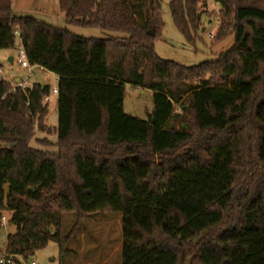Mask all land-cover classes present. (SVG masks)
I'll list each match as a JSON object with an SVG mask.
<instances>
[{"label":"trees","instance_id":"16d2710c","mask_svg":"<svg viewBox=\"0 0 264 264\" xmlns=\"http://www.w3.org/2000/svg\"><path fill=\"white\" fill-rule=\"evenodd\" d=\"M215 41L232 46L193 66L159 57V0H57L85 38L0 0V50L17 30L52 87L10 92L0 79V219L4 252L29 260L50 241L60 258L89 213H117L121 264H264V0H214ZM188 44L203 31L198 0H168ZM151 92L146 119L123 112L125 87ZM35 131L55 135L51 143ZM52 145L54 151L32 147ZM64 213L75 221L60 232ZM0 223V230H2Z\"/></svg>","mask_w":264,"mask_h":264},{"label":"rangeland","instance_id":"374dc122","mask_svg":"<svg viewBox=\"0 0 264 264\" xmlns=\"http://www.w3.org/2000/svg\"><path fill=\"white\" fill-rule=\"evenodd\" d=\"M159 1L161 4V18L164 24L161 36L154 43L155 52L159 57L184 66H193L204 61L215 60L220 53H224L232 46V36L222 41H215V35L219 26L218 13L220 7L214 0H198V8L202 12L201 22L203 31L198 32L195 44H188L174 26L168 8V0ZM10 2L11 8L16 13H33V15H36L31 10L36 0H10ZM54 8L56 13L60 12L56 4ZM42 19L51 21L55 26L64 27L72 34L85 38H104L109 35H116L98 28L67 26L64 24L63 19L58 18V16L54 18L43 16ZM206 32H212L214 38L212 40L207 39ZM11 52L13 51L11 50ZM4 54H6L5 50H0L1 71L3 75L9 77ZM32 72L33 74L29 78L30 83L39 82L41 84H48L51 87L55 86L54 75L51 72L41 71L38 66H35ZM19 74L23 76V70H20ZM151 109L152 98L149 90L131 86L125 87L124 113L140 119H146ZM56 121V99L50 96L48 98V113L44 122L47 126L52 127L56 125ZM44 136L45 134L38 131L34 133V138L37 139H41ZM46 136L51 143L55 141V135ZM0 145L2 144L0 143ZM30 145L48 151L55 150V147L52 145L42 146L36 141H32ZM74 221L75 215L73 213L63 214L60 224L62 235L69 233ZM12 230L13 228L8 225L0 230V252L4 250L6 234ZM120 243L121 226L119 214L107 212L89 213L81 220L80 226L71 235L66 244L68 251L62 258L58 255L57 243L50 241L45 248L36 251L29 261L33 262V264H121Z\"/></svg>","mask_w":264,"mask_h":264},{"label":"built area","instance_id":"2783aa9c","mask_svg":"<svg viewBox=\"0 0 264 264\" xmlns=\"http://www.w3.org/2000/svg\"><path fill=\"white\" fill-rule=\"evenodd\" d=\"M14 37H15V50L16 55L14 58L15 63L23 70L24 75L17 80H11L9 82L10 84V92H15L16 89H26L28 88L31 83L29 82V78L33 74L32 70L36 65H32L28 62L24 49L22 47L19 33L17 30L14 31ZM206 38L209 40H212L214 38V34L212 32H206ZM39 69H43L41 66H38ZM0 79L3 80L4 76L2 74L1 68H0ZM56 86L52 87V94L56 95ZM0 96V100H1ZM7 218L5 216H2L0 219V223L2 225V228H5L7 225ZM0 264H33V262L29 260L23 259L21 256L18 255H9L4 252H0Z\"/></svg>","mask_w":264,"mask_h":264},{"label":"crops","instance_id":"0c3cea01","mask_svg":"<svg viewBox=\"0 0 264 264\" xmlns=\"http://www.w3.org/2000/svg\"><path fill=\"white\" fill-rule=\"evenodd\" d=\"M35 3H33L32 7H31V10L36 15H33V13H31V14H28V13H23V14L16 13L15 11H13L12 8H11V11L15 15H30V16L38 19V20L45 21V22H47V23H49L51 25H54V23L51 22V21H46L45 19H42V17L45 16L46 18H54L55 16H58V18H61L64 21V12L59 8L57 0H36ZM55 4L57 5L58 10L60 11L58 13L55 12V8H54ZM39 16H41V17H39ZM64 24H65V22H64ZM67 26H70V25H67ZM56 27H58V26H56ZM62 28H64V27H62ZM12 51L13 52H11V50H5L6 54H4V58L6 59V63H7V66H8L6 68V70H7V74H9V77H6L5 75H3V76H4V79L7 80L8 82H10L11 80H17L18 78L22 77L19 74V71L22 70V69L14 61V58H15V55H16V50L14 49ZM1 66H2V64H0V68H1ZM40 70L41 71H46L45 69H40ZM54 79H55V86H56L57 77L55 75H54ZM51 96L55 97V99H56V95L55 94H51Z\"/></svg>","mask_w":264,"mask_h":264}]
</instances>
